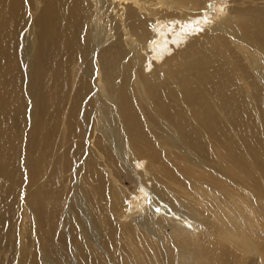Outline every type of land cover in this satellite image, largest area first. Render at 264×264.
Segmentation results:
<instances>
[{
	"label": "bare ground",
	"instance_id": "obj_1",
	"mask_svg": "<svg viewBox=\"0 0 264 264\" xmlns=\"http://www.w3.org/2000/svg\"><path fill=\"white\" fill-rule=\"evenodd\" d=\"M223 1L214 14V0H0V10L18 17L28 10L32 16L24 39L31 47L39 46L32 63L48 61L55 52L51 99L61 104L59 96L66 93L68 116L92 108L88 149L120 182L121 191L117 187L111 194L114 221L164 233L169 227L168 234L180 237L185 246H200L206 231L199 216L203 211L173 190L164 167L154 162L160 153L150 135L154 133L158 143L176 139L202 151L209 143L223 141L228 128L244 129L251 113L245 119L231 104L255 88L253 75L264 85V69L256 68L258 51L264 49V13L250 14L258 6H253L255 0ZM19 27L18 20L14 31ZM251 28V36H244ZM6 46L0 37V47ZM150 56L155 61L149 62ZM11 66L4 78L7 91L18 79ZM70 87L74 91L68 92ZM260 89L252 96L257 110L264 109V86ZM45 102L41 95L40 105ZM217 109L223 124L214 123ZM64 124L67 131L75 128L70 118ZM161 131L166 135L160 136ZM114 142H120L118 148ZM121 173L136 185L127 188ZM212 189L207 183L205 194ZM147 196L154 207L142 202ZM231 203L221 206L223 223L239 219L237 206L242 203ZM183 213L197 232L182 226L177 216ZM95 243L102 250L98 240Z\"/></svg>",
	"mask_w": 264,
	"mask_h": 264
},
{
	"label": "rangeland",
	"instance_id": "obj_2",
	"mask_svg": "<svg viewBox=\"0 0 264 264\" xmlns=\"http://www.w3.org/2000/svg\"><path fill=\"white\" fill-rule=\"evenodd\" d=\"M214 2L215 14L224 1ZM252 3L258 6L250 14L264 13V0ZM31 19L28 10L20 17L0 10V37L7 43L5 49L0 47V264H199L195 258H205L206 264H264V240H258L249 255L240 257L220 239L229 224L223 223L221 206H231L232 201L242 203L237 206L239 219L255 213L264 224V109L257 110L252 97L261 93L262 78L256 80L253 75L255 88L241 93L231 104L235 113L243 112L245 119L251 113L252 119L242 131L228 128L230 134L223 141L209 143L200 151L176 139L158 143L154 133L150 135L160 153L154 162L164 167L173 190L203 211L199 216L206 231L200 246H185L180 237L168 234L169 227L164 233L114 221L111 194L117 187L121 191L120 182L103 170L88 149L92 145L88 139L94 122L92 108L87 112L80 108L68 116V95L60 94L61 104L51 99L55 52L51 51L48 61L31 62L39 50L37 44L31 47L24 42ZM18 20L21 28L15 32ZM252 31H245L244 36H251ZM230 38L225 39L227 45ZM258 55L256 68L262 70L264 49ZM153 57L149 62L155 61ZM10 65L18 79L7 91L4 78ZM243 67L252 72L244 63ZM235 76L239 83V73ZM41 95L46 98L43 105ZM261 105L264 108V99ZM213 114L214 123L223 124L219 110ZM67 118L75 124L72 131L64 128ZM119 144L114 142L113 147ZM120 175L127 188L136 185ZM207 183L213 188L209 196L205 194ZM90 189L95 193L90 194ZM149 196L142 202L154 207ZM177 219L184 228L197 232L184 213Z\"/></svg>",
	"mask_w": 264,
	"mask_h": 264
},
{
	"label": "clouds",
	"instance_id": "obj_3",
	"mask_svg": "<svg viewBox=\"0 0 264 264\" xmlns=\"http://www.w3.org/2000/svg\"><path fill=\"white\" fill-rule=\"evenodd\" d=\"M247 219H237L227 224L220 233V239L234 254L249 255L258 240H264V224L255 213H246Z\"/></svg>",
	"mask_w": 264,
	"mask_h": 264
}]
</instances>
